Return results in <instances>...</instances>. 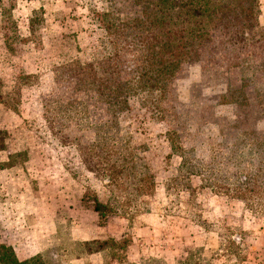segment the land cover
Listing matches in <instances>:
<instances>
[{
	"label": "rangeland",
	"instance_id": "obj_1",
	"mask_svg": "<svg viewBox=\"0 0 264 264\" xmlns=\"http://www.w3.org/2000/svg\"><path fill=\"white\" fill-rule=\"evenodd\" d=\"M210 1L243 14L245 39L201 24L203 0H174L193 32L184 61L163 98L140 91L112 114L72 71L113 59L115 42L119 74L135 77L136 37L124 27L144 4L0 0V245L57 264H264V191L235 193L258 165L249 149L264 144V0L254 19L250 0ZM199 25L211 31L200 49ZM124 158L135 168L122 174ZM94 199L113 211L100 219ZM92 240L103 251L85 253Z\"/></svg>",
	"mask_w": 264,
	"mask_h": 264
},
{
	"label": "trees",
	"instance_id": "obj_2",
	"mask_svg": "<svg viewBox=\"0 0 264 264\" xmlns=\"http://www.w3.org/2000/svg\"><path fill=\"white\" fill-rule=\"evenodd\" d=\"M174 0H154L155 5L149 7L150 2L147 0H132L134 4H144L143 17L131 19L126 22L125 30L129 32L130 36L136 37L137 52L135 53L139 68L135 70V77L129 80L124 79L121 74H119V65L114 62L120 58L118 50V45L113 42L112 46V58L108 57L100 63L88 64L84 67L75 65L72 71L74 74L77 84H82V87H87L85 90L88 93L97 95L107 106L109 110L113 112L119 111V109H128L127 100L130 95H136L137 92L142 91L147 94L158 95L163 98L165 95V89L167 88V83L174 76L175 72L178 70L182 62L184 61L185 53L184 45L182 39L184 35L193 34L190 29L184 27H179L183 25V21L179 18L180 12L173 9ZM147 2V4H146ZM210 0H203L201 3L202 13L204 17L201 21L208 25L210 22V30L221 29L227 36H242L239 37L240 40L243 38V24L247 21L246 18H241L243 14L241 12H235L233 16L223 15V11L228 10V5H220L214 3L213 6H209ZM257 0H250L249 9L247 14L250 19H254V14ZM178 9H181L180 5L177 4ZM229 12H234L230 9ZM254 12V13H253ZM228 14V13H227ZM228 17V18H226ZM220 22L222 25L216 23ZM233 23V24H231ZM256 25V23H252ZM111 27H114L112 30ZM179 27V28H178ZM207 27V26H206ZM205 26L199 25V49L205 47L208 44V37L210 32L207 31ZM157 28V29H156ZM116 37L121 35V40L123 39L122 31H117L115 26L112 24L105 28ZM195 32V31H194ZM134 34V35H133ZM245 35V34H244ZM237 38V37H236ZM121 50V45L119 46ZM184 49V50H183ZM0 94V103L6 102L2 101ZM232 99V98H231ZM11 100L14 99L11 97ZM8 107L13 108L12 105L8 104ZM121 110V111H122ZM115 117V115H113ZM5 132L0 130V151L5 149ZM237 147L239 145H236ZM251 151L249 155L252 158L257 159L258 165L255 167L248 166L245 170V174H240V182L237 181L236 195L244 196L246 193H257V191H264V144H254L253 148L249 149ZM244 153L240 154L234 153L233 155L244 158ZM10 158V157H9ZM116 163L111 165V170H109V183L118 187V181L116 177V168L114 167ZM200 165V164H199ZM121 173H127V169H134L133 163L130 164L129 160L124 158L120 164ZM204 166H199V177L205 182L204 179L206 175L210 172L206 170ZM188 175H197L196 172H189ZM137 182H145L144 178H140ZM141 188L137 186L136 191H141ZM92 210L98 215L100 219H104L107 213L113 211V208L109 204H102L97 199L93 200ZM107 242H100L98 240H92L82 244V248L87 254H94L103 251V245ZM0 264H57L51 258L43 255H36L25 260H19L11 247L0 245ZM189 264V263H185ZM199 264H212L207 262L202 255H199Z\"/></svg>",
	"mask_w": 264,
	"mask_h": 264
}]
</instances>
